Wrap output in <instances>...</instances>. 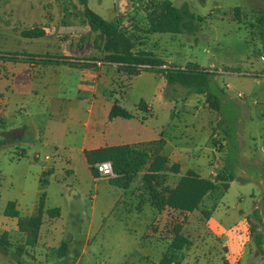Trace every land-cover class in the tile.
Masks as SVG:
<instances>
[{
    "label": "rangeland",
    "instance_id": "1",
    "mask_svg": "<svg viewBox=\"0 0 264 264\" xmlns=\"http://www.w3.org/2000/svg\"><path fill=\"white\" fill-rule=\"evenodd\" d=\"M161 1L87 0V6L120 30L136 35L139 50H147L176 67L193 64L215 72L209 90L221 99L218 115L224 132L220 124L215 128L221 130L222 136L228 132V146L222 152H213L209 136L199 140L192 136V127L187 129L184 121L195 114L196 102L186 100L181 94L189 93V89L168 84L161 71L144 70L129 79L116 66L104 64L98 95L112 103L117 101L125 110L139 114L148 126L173 135L172 140H181L182 146L200 155L203 178L213 180L217 171L224 176H239L232 185L229 182L224 194L217 190L200 206L204 213L212 215V234L205 237L201 228L199 232L191 228L207 220L203 211L190 218L191 226L186 232L194 236L195 254L198 248L201 251L205 239L216 244L217 264H264V243L262 248L257 236L262 231L260 215L264 222V196L258 195L257 181L259 170L264 171V0H168L179 10L187 7L182 32L150 34L148 16ZM67 6L74 9L69 0ZM237 7L239 19L234 12ZM3 18L5 13H0V20ZM5 25L0 22V53L6 46L16 45L3 41L1 28ZM82 42L84 54L103 56L92 50L89 41ZM40 46L43 48L35 44V50L39 51ZM225 70L230 72L226 76L222 73ZM143 107L152 110L147 112ZM20 136L0 131V218L9 202H17L22 216L36 214L42 195L45 213L60 210L55 219L45 214L42 235L54 236L48 244L41 245L42 264L160 262L173 239L174 226L187 221V217L158 208L151 193L164 195L176 185L179 176L163 172L151 191L143 183V170L131 188L124 190L111 184L110 178L92 175L78 151L61 149L54 157L52 146L40 152L39 147L35 151L28 147L26 143L34 134L26 135L25 140ZM30 150L40 154V159L36 160ZM47 154L54 157V171L43 175L42 162ZM255 208L259 209L257 213L253 212ZM159 218L163 222L156 224ZM63 243L68 245L67 257L59 251ZM195 245L184 250L182 264H203L189 258L188 252Z\"/></svg>",
    "mask_w": 264,
    "mask_h": 264
},
{
    "label": "crops",
    "instance_id": "2",
    "mask_svg": "<svg viewBox=\"0 0 264 264\" xmlns=\"http://www.w3.org/2000/svg\"><path fill=\"white\" fill-rule=\"evenodd\" d=\"M69 1L74 9L67 6V0H0V13H5V19H1L0 22L6 24L3 29L1 28L3 41L9 42L8 45L16 44L6 46L3 54L56 57L80 62L90 61L95 64L92 67L81 68L65 64H34L26 60H0V131L6 135L20 134V140H25L26 135L32 133L35 136L26 143L28 147L34 148V151L39 147L37 151L40 152L52 146L56 152L54 157L59 155L61 149L76 150L84 156L85 151L109 146H147L151 149L152 155L159 153L166 156L171 164L180 165V174L164 171L167 174L179 176L180 179L185 172L193 170L203 178L201 156L196 155L188 147L182 146L181 140L176 137L177 140H172L173 135L167 136L157 127L148 126L139 114L132 119L109 120L113 103L98 95L101 69L106 63L102 60L103 56L98 57L91 52L88 55L83 53V39L89 41V45L93 47L92 50L99 51L95 48L96 34L90 32L85 16V6L81 1ZM33 29H40L42 36L27 38L22 35L24 31ZM35 44L43 46L38 48L40 52L35 50ZM49 53L53 55L50 56ZM164 63L167 66L174 65L166 61ZM155 71L158 70L155 69ZM222 73L226 76L230 72L225 70ZM194 94L186 92L181 94L186 100L196 102L195 105H197L195 114L184 121L187 129L190 130L192 127V136L197 140L204 135L209 136L213 152L224 151L229 141L221 135L219 128H215L222 118L217 111L209 107L205 95ZM143 108L147 112L152 110L150 107ZM69 140H76L78 143L72 145L68 142ZM154 143H159V146L153 145ZM54 157H51V160ZM51 160L45 164V168L42 164L43 175L53 173L54 166ZM220 173L221 171L214 172L213 180ZM237 177L239 176L236 175ZM257 181L260 186L258 195L263 197L264 171L259 170ZM233 182H230L231 185ZM15 203L20 212L19 205ZM163 209L165 212L181 214L167 207ZM258 210L255 208L253 212L257 213ZM200 211H203L201 207L199 211L183 214L187 217V221L181 223L182 233L190 239L192 245H195L194 236L189 235L186 228L191 226L190 218ZM32 215L22 216L21 214V217L29 218ZM206 217L205 222L201 221L198 226H191V228L193 231L201 228V235L204 233L205 237H209L212 234L209 227L211 213ZM48 219L55 218L48 217ZM46 220L47 216L44 215L37 243L27 245L26 234L19 230L18 219L6 217L4 214V217L0 218V239L4 238L8 246L6 249L0 247L2 252L0 264H42L41 245L48 244L54 236L46 238L42 235ZM258 220L261 222L259 226L262 231L257 236L263 248L264 222L261 215ZM158 222H163V219L159 218L155 221L156 224ZM259 226L257 229H260ZM203 242L201 251L197 247L198 253L195 254L196 245L193 246V250H189V258L194 257L197 262L203 264H217L216 244L209 239ZM211 259L213 261L215 259V262Z\"/></svg>",
    "mask_w": 264,
    "mask_h": 264
},
{
    "label": "trees",
    "instance_id": "3",
    "mask_svg": "<svg viewBox=\"0 0 264 264\" xmlns=\"http://www.w3.org/2000/svg\"><path fill=\"white\" fill-rule=\"evenodd\" d=\"M85 6V16L90 27V32L96 34L95 48L103 53L102 60L106 64L116 65L118 71L127 74L130 79L133 76L139 75L144 70H158L164 73L168 84L179 85L183 88L189 89V93H196L206 96L209 107L217 112L221 109V99L210 92L209 85L212 76L215 72L200 69V67L193 64L180 68L174 65L169 66L168 69H159L164 65V61L155 57L152 53L146 50H139V38L133 33L120 30V28L103 19L101 16L93 12L87 6V0H80ZM187 7L182 10L176 8L172 2L162 0L158 7H156L148 16L150 34H179L183 29L184 13ZM237 19L239 9L234 10ZM27 38H37L42 36L40 29H33L24 31L22 33ZM142 45L144 43L142 42ZM0 60H26L31 63L43 64H65L73 67L88 68L95 64L92 62H80L73 59H64L56 57H35L27 54H3L0 53ZM98 60V59H96ZM142 107H140L141 109ZM137 117L119 105L116 101L113 103L109 120L116 118L132 119ZM223 120L220 122L223 127ZM223 131V128H222ZM224 132V131H223ZM225 136L229 138L228 132ZM2 141H0V146ZM154 143L153 145H158ZM159 146V145H158ZM86 162L89 169L95 177H102L96 165L102 162L109 161L112 163L115 177L110 178V183L116 187L124 190L131 188L138 174L145 170L142 180L148 190L153 191L159 176L164 171H169L173 174H180V165L171 164L169 159L159 153L152 155L151 149L147 146L141 147L137 145H120L99 148L84 152ZM51 172L44 175H50ZM236 179L234 174L228 176L217 175L214 180L202 178L193 170L185 172L174 188L168 189L164 195L151 193L158 208H169L181 214L193 213L200 209L202 202L208 195L213 194L217 190L225 191L229 189V182ZM15 202H9L5 209V216L9 218L18 219L19 230L26 234L27 245H35L39 238L41 226L43 224V217L45 214L49 218H56L60 215L59 209H52L45 213V196L42 195L39 201L36 214L29 218L21 217L20 212L16 208ZM208 216L210 213H204ZM183 225L177 224L173 228V239L163 254L158 264H182L183 252L190 247V239L183 235ZM260 245V243H259ZM7 242L4 238L0 239L1 249L7 248ZM22 251V249H21ZM66 257L68 253V245L63 243L59 248Z\"/></svg>",
    "mask_w": 264,
    "mask_h": 264
},
{
    "label": "built area",
    "instance_id": "4",
    "mask_svg": "<svg viewBox=\"0 0 264 264\" xmlns=\"http://www.w3.org/2000/svg\"><path fill=\"white\" fill-rule=\"evenodd\" d=\"M262 60H264V57H262ZM160 69H168L169 66L167 65H161L159 67ZM239 96H242L241 94ZM35 159L38 160L40 159V154H36L35 155ZM51 160V156L49 155H45L44 158H43V166L45 168V164L48 163L49 161ZM96 169L98 170V173L102 176V177H105V178H112V177H115V173H114V170H113V166H112V163L109 162V161H106V162H102L100 164H97L96 165Z\"/></svg>",
    "mask_w": 264,
    "mask_h": 264
}]
</instances>
